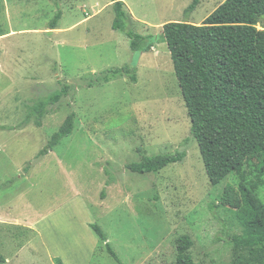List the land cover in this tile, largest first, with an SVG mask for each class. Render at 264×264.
Returning <instances> with one entry per match:
<instances>
[{"label":"rangeland","instance_id":"obj_1","mask_svg":"<svg viewBox=\"0 0 264 264\" xmlns=\"http://www.w3.org/2000/svg\"><path fill=\"white\" fill-rule=\"evenodd\" d=\"M122 1L133 31L160 36L169 22L202 24L226 0H202L190 14L193 0ZM56 2L0 0V31L15 32L0 40L4 264H118L94 224L124 264H176L177 239L185 235L196 264H233L227 240L242 229L235 211L217 206L241 178L210 184L167 44L133 53L126 34L113 29V0ZM59 10L60 30H47ZM134 61L137 82L101 81ZM66 86L68 95L37 126L33 107ZM71 113L74 133L38 158ZM184 150V163L158 174L127 170L142 156ZM244 175L249 184L260 181L264 202V174L249 162Z\"/></svg>","mask_w":264,"mask_h":264},{"label":"trees","instance_id":"obj_2","mask_svg":"<svg viewBox=\"0 0 264 264\" xmlns=\"http://www.w3.org/2000/svg\"><path fill=\"white\" fill-rule=\"evenodd\" d=\"M63 1L57 0V6ZM113 2V29L126 34L133 53H149L157 43L167 44L191 120V139L198 144L210 184L217 186L232 174L241 178L237 187H225L217 206L235 211L242 229L241 234L227 240L233 249V264H264V202L257 194L261 183L249 184L244 175L249 162L259 174H264V0H226L202 24L169 22L160 36L133 31L127 24L125 3ZM201 2L193 0L186 14L195 11ZM62 16L59 10L47 30L59 29ZM4 35L0 31V37ZM136 63L109 70L101 81L109 83L126 76L137 82ZM67 95L66 86L40 100L30 115L36 117V125L41 127L48 109ZM75 117V113L69 114L38 158L74 133ZM186 157L185 150L142 156L127 170L140 175L158 174L170 165L184 163ZM91 228L99 241L106 243L108 254L118 264H124L102 229L95 224ZM193 246L188 235L177 239L176 264H196L191 253ZM5 262L0 253V264ZM57 264L63 263L58 260Z\"/></svg>","mask_w":264,"mask_h":264},{"label":"crops","instance_id":"obj_3","mask_svg":"<svg viewBox=\"0 0 264 264\" xmlns=\"http://www.w3.org/2000/svg\"><path fill=\"white\" fill-rule=\"evenodd\" d=\"M197 25V24H196ZM58 30H60V28L59 29H57V30H53V31H58ZM50 31V30H49ZM14 34H15V32H13V31H11V32H9V33H6V35H4V36H1L0 37V40H5V39H9V38H11L12 36H14ZM144 55V54H143ZM142 57V56H141ZM0 218H2V217H0ZM0 220H2V222H3V220L5 221V218H2V219H0ZM12 220V219H11ZM15 220H18V219H15ZM10 221V220H9ZM16 225H18V226H21L20 224H17V223H15ZM31 227H32V225H31ZM33 228V227H32Z\"/></svg>","mask_w":264,"mask_h":264}]
</instances>
